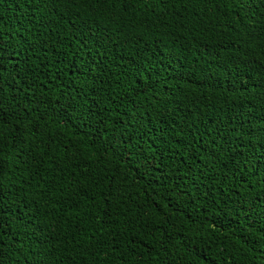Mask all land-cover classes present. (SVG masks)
Returning <instances> with one entry per match:
<instances>
[{
	"label": "trees",
	"instance_id": "obj_1",
	"mask_svg": "<svg viewBox=\"0 0 264 264\" xmlns=\"http://www.w3.org/2000/svg\"><path fill=\"white\" fill-rule=\"evenodd\" d=\"M51 7L0 0L9 38L28 27L48 40L24 54L29 71L4 89L0 106L15 113L0 153L4 189L15 217L38 216L48 236L39 243L21 229L16 264H264V202L253 199L264 200V172L240 168L239 156L233 163L237 144L264 135V14L206 0ZM98 30L103 47L82 49L76 38ZM133 59L143 64L141 83L160 81L154 89L131 84ZM72 97L75 111L59 114L57 99ZM120 114L148 133L147 174L85 135ZM221 122L232 144L215 131ZM13 125L24 129L22 150Z\"/></svg>",
	"mask_w": 264,
	"mask_h": 264
},
{
	"label": "snow or ice",
	"instance_id": "obj_2",
	"mask_svg": "<svg viewBox=\"0 0 264 264\" xmlns=\"http://www.w3.org/2000/svg\"><path fill=\"white\" fill-rule=\"evenodd\" d=\"M27 2L33 5L43 4L46 6H52L51 11L54 12L57 6L63 3L70 4L72 0H27ZM96 2L103 3L104 0H96ZM119 2L125 3L126 0H119ZM159 2H164V0H159ZM206 2L213 3L216 7H219L222 3L243 6L249 9L253 16H255L257 12L264 14V0H206ZM25 18L27 19V17ZM28 23L31 24L32 21L28 20ZM45 26L46 25L42 24L41 28ZM72 27H75V21L72 22ZM262 28H264V25H262ZM25 33H28L30 38H24ZM49 35H51V33H49ZM76 39L82 49L88 48L90 43L96 47H103V38L99 35V30L96 34L81 35ZM47 44V39L42 41L37 39L31 34V29L28 27H25L23 31L17 28L15 30V36L9 38L8 34L4 31L2 17H0V106L4 103V89L6 87H10L14 83L22 82V75H26L29 71V66L24 60V54L29 53L31 56H34L38 48L43 49ZM160 62L161 61L157 60V63ZM142 71L143 64L141 63L140 66H136V61L133 59L131 61V66L128 68V79L131 81V84L137 86L140 90L145 92H147L149 88L154 89L160 81L153 79L151 76H145L143 83H141L137 78V73ZM137 95H139V92H137ZM119 98L123 100V96ZM62 99L64 102L61 105L59 114L63 115L67 112L68 108H72V110L75 111V97H72L71 99L58 98L57 103H61ZM20 110L27 111V109L23 108ZM34 110L39 113V105H37ZM45 111H47V108H45ZM9 115L14 116L15 113H9L5 111L3 107H0V153L3 152V146L6 142V138L4 136V126L9 123ZM125 116L126 114H120L115 118H110V122L108 124L100 122L101 127L89 128V131L85 133V135L93 137V144L101 143L105 154L114 152L115 155L123 157L125 161H134L138 168L143 167L145 169V174H147L154 167L153 157L150 156L148 151L143 147L144 143H148V141L145 140L148 133L141 132L139 129L134 128L132 120L126 119ZM31 126L34 129L36 128L34 123ZM221 127H223L222 122L221 125H218L215 129L219 138L224 140L227 144H232V137L226 138V134H220ZM13 129L15 146L18 150H22L21 146L25 143L24 129L19 128L17 125H13ZM229 131L232 130L229 129ZM261 131L264 132V129ZM48 140L54 141L55 136L50 135ZM214 142V139L209 141V143ZM151 147L152 145L149 143V148ZM257 149H260L261 151L257 152ZM246 152L251 153V155H246ZM237 156L242 158L238 161L240 168L246 169L249 166H252L257 175L264 172V135L256 139L255 142H242L237 144L233 154L234 164L237 163ZM196 159V157L193 158V164L196 163ZM211 162L215 163L216 161ZM53 163L58 166L57 162L53 161ZM7 171L6 164L3 159L0 158V264H16V262L12 259V250L17 244H20V241L16 239V235L25 234L20 232L21 229L26 230V234L29 238L35 237L36 241L39 243L46 244L48 242V236L45 235L43 222L39 221L38 216H26L23 222H20L19 217H15L14 212L16 202L9 200V195L6 193L2 183L3 177ZM253 199L257 203L264 202V200L256 197ZM237 203V201L232 202L234 208ZM225 204H227V201H225ZM102 211L106 217L104 223H111V212L107 209H103ZM249 212H251V207ZM10 217L16 221L15 229H13L12 225L9 223ZM33 221L39 222L33 223ZM129 243L135 244L136 241L130 240Z\"/></svg>",
	"mask_w": 264,
	"mask_h": 264
}]
</instances>
